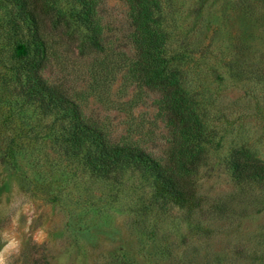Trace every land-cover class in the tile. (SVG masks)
<instances>
[{
  "label": "rangeland",
  "instance_id": "rangeland-1",
  "mask_svg": "<svg viewBox=\"0 0 264 264\" xmlns=\"http://www.w3.org/2000/svg\"><path fill=\"white\" fill-rule=\"evenodd\" d=\"M161 4L166 53L215 134L192 175L200 205L188 211L161 202L134 172L103 179L67 160L41 136L49 119L18 103L5 45L0 148L10 145L14 155V168L0 160L5 264H39L40 256L45 264H264V179L237 181L227 163L239 147L264 159V0ZM128 8L125 0H98V53L75 45L83 26L55 27L44 16L42 74L112 140L136 143L164 164L171 134L158 91L127 71L135 60Z\"/></svg>",
  "mask_w": 264,
  "mask_h": 264
},
{
  "label": "trees",
  "instance_id": "trees-1",
  "mask_svg": "<svg viewBox=\"0 0 264 264\" xmlns=\"http://www.w3.org/2000/svg\"><path fill=\"white\" fill-rule=\"evenodd\" d=\"M125 1L133 26L135 59L127 71L139 85L158 91V104L171 134L164 164L136 143L112 140L85 117L73 98L49 84L42 74L48 61L42 31L44 16H49L55 27L60 23L69 27L70 21L83 26L85 31L75 45L87 52L103 51L102 27L96 16L98 0H0V50L8 47L6 58L18 103L49 119L41 136L61 149L67 160L103 179L115 178L124 170L134 172L150 181L156 199L190 211L200 205L201 199L192 175L206 160L215 134L206 126L198 102L184 85L181 69L166 53L168 33L161 0ZM0 156L1 162L14 168L10 145L0 148ZM227 163L237 181L264 179V159L244 147L234 148ZM38 259L39 264L44 263L43 256Z\"/></svg>",
  "mask_w": 264,
  "mask_h": 264
},
{
  "label": "clouds",
  "instance_id": "clouds-1",
  "mask_svg": "<svg viewBox=\"0 0 264 264\" xmlns=\"http://www.w3.org/2000/svg\"><path fill=\"white\" fill-rule=\"evenodd\" d=\"M0 264H5V258L3 253H0Z\"/></svg>",
  "mask_w": 264,
  "mask_h": 264
}]
</instances>
